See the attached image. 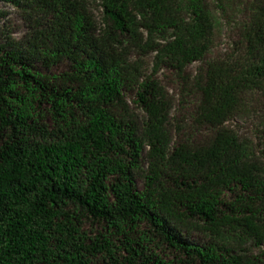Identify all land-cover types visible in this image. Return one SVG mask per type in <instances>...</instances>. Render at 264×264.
<instances>
[{
  "label": "trees",
  "instance_id": "trees-1",
  "mask_svg": "<svg viewBox=\"0 0 264 264\" xmlns=\"http://www.w3.org/2000/svg\"><path fill=\"white\" fill-rule=\"evenodd\" d=\"M3 2L0 264H264V0ZM249 96L252 142L226 126Z\"/></svg>",
  "mask_w": 264,
  "mask_h": 264
},
{
  "label": "rangeland",
  "instance_id": "rangeland-1",
  "mask_svg": "<svg viewBox=\"0 0 264 264\" xmlns=\"http://www.w3.org/2000/svg\"><path fill=\"white\" fill-rule=\"evenodd\" d=\"M92 6L94 13L99 17L101 8L99 7V0H92ZM1 9L6 12L5 18L0 22V37L3 38L5 35H11L12 37H21L24 31L26 30V22L23 19L22 12L13 6L12 4L8 3H0ZM220 27L218 30V40L216 41L215 47L212 49L211 57L215 60H232L239 59L238 50L239 47L233 44V39L231 38L226 25L224 24L223 20H220ZM146 67H150L152 65V58L151 55H146L142 57ZM195 69L194 65H192L189 72H192ZM158 79L167 87L169 90V94L173 100V113L177 112L180 119L185 120L186 122L189 121L191 118L192 112H184V108L181 105V97L182 91L178 83H176L175 77L168 73L159 71ZM132 107V111L135 116H141L143 113L137 105L130 102ZM254 102L252 100V96H249L247 100L244 102L243 106L239 110V112L227 122V128L232 130L233 132L237 133L240 137L245 139L246 142L253 140L254 138V130H255V115L253 112ZM190 111V110H189ZM173 123V121H172ZM177 125V124H175ZM176 128L173 130V136L176 137ZM208 132L203 130L201 135H206Z\"/></svg>",
  "mask_w": 264,
  "mask_h": 264
}]
</instances>
